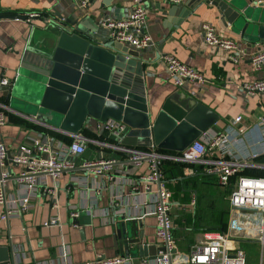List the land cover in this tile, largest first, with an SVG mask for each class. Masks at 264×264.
<instances>
[{
    "label": "crops",
    "instance_id": "0c3cea01",
    "mask_svg": "<svg viewBox=\"0 0 264 264\" xmlns=\"http://www.w3.org/2000/svg\"><path fill=\"white\" fill-rule=\"evenodd\" d=\"M188 1L177 5L159 0L147 3V31L153 38V46L137 50L128 45L138 51L146 63L145 90L152 119L161 110L165 99L177 89L197 99L218 115L217 122L207 135L225 131L240 116L241 121L235 127L244 131L241 134L242 142L236 145L234 151L236 159H246L240 175L264 177V164L257 162L264 155V145L259 143L262 129L258 127V122L264 118V92L249 93L243 87L245 83L264 80V67L256 70L251 61L254 53L264 49V44H250L240 34L233 32L230 25L224 26L215 7L209 5H203L179 25L170 22L167 19L168 10L173 5L178 6L175 14L178 16ZM105 2L108 0H92L86 8H80L75 0H0V81L4 77L12 81V69L20 58L18 53H22L28 46L42 48L44 43L50 42V24L58 21V17L75 20L89 15L101 25L104 17H123L133 8L132 0H111V8ZM33 13L38 16L30 18ZM205 22L215 26L218 32L237 40L238 61L231 60L223 50L206 43L203 32ZM100 37L110 38L107 28L102 26ZM165 55H174L183 63L204 72L210 81H187L183 86L176 87L167 72ZM8 88V85L0 83L1 103L5 100ZM5 109L8 117L7 122L0 126V140L10 148L29 143L30 138L39 133L43 134L45 142L55 148L59 142L70 143L73 140V137L48 123L37 120L35 115L8 106ZM96 121L91 120L84 129L87 133L82 134L97 138ZM102 157L116 159L112 172L96 176L81 168L82 163ZM127 157L117 148L88 143L83 154L71 156L74 168L64 170L55 179L49 177V183L57 189L56 196L42 194L32 212L10 217L6 221L0 219V245L12 244L14 253L21 257L19 264H39L44 261L62 264L65 261L61 251L63 245L69 249L73 264L92 263L100 255L128 256L124 247L126 238L118 240V247L114 239L117 221L114 201L120 196L125 201L122 203L124 209L133 211L134 205L138 206L135 213L140 218L132 219V222L140 223L133 226V236L139 239L142 233L144 243L161 247L156 235V218L150 207L143 205L146 192L144 189L141 193L134 191L129 183L130 179L148 171L149 165L144 162L137 166ZM221 159L218 151H212L205 155L206 163L186 164L169 158L163 162L167 186L172 191L173 233L177 232L175 239L179 244V256L174 264H190L188 257L192 248L201 243L202 230L206 229L199 223L201 214L209 213L210 227L219 229L221 223L214 221L213 215L228 211V227L232 213L230 194L237 177L233 176L230 184L225 185L220 182L218 173L208 171L209 161ZM190 170L193 172L189 173ZM73 176L86 178L87 187L74 183ZM9 189L14 193L12 184ZM95 193L97 206L90 210L88 205ZM55 203L59 205L58 209ZM2 210L3 206L0 205V214ZM74 211L79 212L77 217L72 216ZM53 215H59L61 222L45 226L44 222ZM244 242L261 244L254 238L238 237L232 246L243 248ZM134 248L132 244L130 249ZM129 255L127 258L133 263L142 260L140 256ZM260 264H263L262 259Z\"/></svg>",
    "mask_w": 264,
    "mask_h": 264
},
{
    "label": "built area",
    "instance_id": "2783aa9c",
    "mask_svg": "<svg viewBox=\"0 0 264 264\" xmlns=\"http://www.w3.org/2000/svg\"><path fill=\"white\" fill-rule=\"evenodd\" d=\"M92 0H75L80 8H86ZM132 11L123 16H106L101 21V26L109 31L110 38L114 41L127 44L137 50L148 49L153 46V38L147 31L146 4L155 0H132ZM171 4H182L185 0H159ZM38 14H30V18ZM205 41L208 45L223 50L233 61L239 60V44L231 36L217 31L215 26L205 22L203 24ZM251 61L256 70L264 67V49L254 53ZM165 66L173 84L181 87L187 81L208 83L210 80L206 74L194 67L183 63L174 55H165ZM2 85H9L11 81L4 77L0 81ZM249 93L264 92V80L245 83L243 86ZM6 107V106H5ZM0 102V126L7 122V110ZM241 121L236 117L232 126L220 133L213 135L203 134L195 140L183 152L166 154L160 151L155 144L147 148L125 146L121 143L127 135L130 126L123 121L108 119L96 121L97 138H89L82 133L70 143L59 142L56 148L43 140V134L39 133L30 138L29 143H23L15 148L8 147L0 140V205L3 210L0 219L8 220L10 217L32 212L42 194L56 196L57 189L49 183V177L54 179L66 170L75 167L70 160L71 156L83 154L88 143L95 142L104 147H114L126 154L127 158L137 166L148 163V171L137 178L130 179L129 183L136 192L145 190L143 205L149 206L156 218V235L161 247L155 257H141L142 260L133 263L129 256L117 255L114 257L99 256L92 263L84 264H174L179 256L177 240L175 239L172 216V191L167 186L163 162L169 158L186 164L203 163L207 153L218 151L221 160L209 161L208 171L218 173L220 182L228 185L246 165L244 161L236 159L235 148L242 142L241 134L244 129L236 128L235 124ZM262 130L259 143L264 145V118L258 122ZM230 156V158L228 157ZM227 157V158H226ZM116 159L98 158L86 161L81 168L87 173L102 176L112 172ZM206 163V162H205ZM212 164V165H211ZM190 170L189 173H192ZM86 178L73 176L72 180L77 185L87 187ZM13 185L14 193L10 191ZM100 193V192H98ZM116 214L125 213L131 219L136 216L138 206L134 205L133 211L124 209L122 197L115 198ZM232 213L226 230H209L204 233V241L194 245L188 257L190 264H247V255L243 248L233 247L232 242L239 238L256 239L264 245V177L239 175L230 194ZM89 209L97 206V193L91 196ZM58 209L59 205L55 203ZM254 213V214H253ZM79 215L78 211L72 213L73 217ZM254 216V217H253ZM59 215L49 217L45 226L59 224ZM65 261L62 264H73L70 251L66 246H61ZM133 258V257H132ZM21 261L17 253L15 264ZM39 264H50L39 262Z\"/></svg>",
    "mask_w": 264,
    "mask_h": 264
},
{
    "label": "water",
    "instance_id": "95a60500",
    "mask_svg": "<svg viewBox=\"0 0 264 264\" xmlns=\"http://www.w3.org/2000/svg\"><path fill=\"white\" fill-rule=\"evenodd\" d=\"M105 4L111 8V0ZM203 5L215 7L224 26L230 25L250 44H264L263 1L189 0L178 16V6L173 5L167 19L179 25ZM58 18L50 24V42L18 53L4 105L35 115L69 137L81 134L91 120L123 121L130 126L123 145L155 144L177 153L217 122L216 113L181 89L165 99L152 119L145 90L146 63L139 52L110 38L102 39V26L92 16ZM257 162L264 164V155ZM116 217V247L125 237L128 256L155 257L160 247L144 243L142 233L139 239L132 234L140 221L133 223L127 211ZM132 244L134 249H130ZM15 258L12 244L0 245V264H15Z\"/></svg>",
    "mask_w": 264,
    "mask_h": 264
},
{
    "label": "rangeland",
    "instance_id": "374dc122",
    "mask_svg": "<svg viewBox=\"0 0 264 264\" xmlns=\"http://www.w3.org/2000/svg\"><path fill=\"white\" fill-rule=\"evenodd\" d=\"M209 216H211V215H209V213L201 214L199 216V219H200L199 223H202L201 227L203 226L206 228V229L202 230V241H200V242L204 241V233L206 231L218 230V229H216V227L215 228L210 227L209 223H211V222H210ZM176 233L177 232L174 233L175 237H177ZM178 245L179 244L177 242V248H179ZM242 247L245 250L246 255H247V264H260L261 259H262V263L264 264V248H262L261 244L255 243V242H244L242 244Z\"/></svg>",
    "mask_w": 264,
    "mask_h": 264
},
{
    "label": "trees",
    "instance_id": "16d2710c",
    "mask_svg": "<svg viewBox=\"0 0 264 264\" xmlns=\"http://www.w3.org/2000/svg\"><path fill=\"white\" fill-rule=\"evenodd\" d=\"M83 132L87 133L86 130H83ZM93 137V135H91ZM160 151L162 152H171V151H168V150H165V149H160L158 148ZM172 153V152H171ZM175 153V152H174ZM241 171V170H240ZM240 175V172L237 173L234 178H236L237 176ZM246 176V175H245ZM254 176V175H252ZM232 191V190H231ZM229 212L228 211H222V212H218V213H215L213 216H214V221L216 222H219L221 223V226L218 230H226L227 227H226V224L228 223V219H229Z\"/></svg>",
    "mask_w": 264,
    "mask_h": 264
}]
</instances>
